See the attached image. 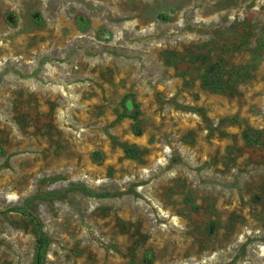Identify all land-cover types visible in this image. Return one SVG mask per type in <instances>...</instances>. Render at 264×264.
Returning a JSON list of instances; mask_svg holds the SVG:
<instances>
[{
    "label": "rangeland",
    "instance_id": "obj_1",
    "mask_svg": "<svg viewBox=\"0 0 264 264\" xmlns=\"http://www.w3.org/2000/svg\"><path fill=\"white\" fill-rule=\"evenodd\" d=\"M33 217L47 264H264V0H0V264Z\"/></svg>",
    "mask_w": 264,
    "mask_h": 264
},
{
    "label": "trees",
    "instance_id": "obj_2",
    "mask_svg": "<svg viewBox=\"0 0 264 264\" xmlns=\"http://www.w3.org/2000/svg\"><path fill=\"white\" fill-rule=\"evenodd\" d=\"M219 68L220 66L217 63L211 64L208 69V73H207L208 76L211 78L214 75L215 70ZM131 104H132L131 100L127 101L128 107L131 106ZM134 132L137 134L140 132V129L138 126H134ZM124 151L126 155L129 157H136L138 154V149L134 145L126 146ZM95 155H97V157L99 158V154L97 152H95ZM32 221H33V229H34V233L36 237L33 264H47L44 261V256H45V251H46L47 244H48V237L43 232L40 221L36 217H33Z\"/></svg>",
    "mask_w": 264,
    "mask_h": 264
}]
</instances>
